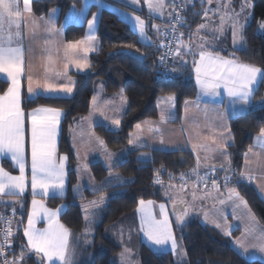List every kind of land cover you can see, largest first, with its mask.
Here are the masks:
<instances>
[{
  "label": "trees",
  "instance_id": "16d2710c",
  "mask_svg": "<svg viewBox=\"0 0 264 264\" xmlns=\"http://www.w3.org/2000/svg\"><path fill=\"white\" fill-rule=\"evenodd\" d=\"M251 1L253 16L245 29L246 47L237 50L236 55L244 63L264 68V35L257 32L258 23L264 22V0ZM32 4L37 17L46 16L50 11L59 9V20L62 21L73 5L80 7L81 0H32ZM205 7L203 0L184 5L185 24L181 29L184 41L188 39L186 29H191L193 33L202 22ZM85 32L86 25L69 24L65 27V39L67 42H75L83 39ZM97 36L101 48L99 52L90 56V71L82 74L72 73L75 80L72 96H37L25 98L24 102L28 110L46 106L64 111L59 152L68 156L71 164L75 163V157L70 144V130L76 121L90 113L91 101L98 81L104 82L106 95L123 91L128 103L119 130L112 131L104 125L94 127V132L112 151H119L129 145L130 135L138 123L159 118L157 101L161 97L175 96L177 120L174 123L179 124L185 101L195 99L198 94L192 70V55L183 56L186 62L184 64H181L180 58L174 56L167 64L168 69L175 68L174 72L165 71V65L161 66L159 63V58L163 56L161 48L163 37L153 45L146 44L128 22L108 10H103L101 13ZM222 47L228 55L231 51L229 39L225 40ZM184 51L186 52L187 49ZM9 86L10 83L0 76V94ZM262 100H264V83H261L254 95L255 102ZM229 127L234 138V143L228 148L230 167L234 174L229 185L247 201L256 218L264 226V199L254 186L246 182L237 183L240 180L238 175L242 172L245 163V154L253 146L260 129L264 128V107H255L246 114L231 119ZM141 155H146V160H141ZM3 165L8 170L15 171L10 163L4 161ZM195 167L196 158L190 150L161 151L139 148L131 151L127 159L113 169L123 178L130 179L128 184L111 187L98 194L87 191L82 198L75 197L73 188L77 184V177L74 171L69 172L67 195L49 198L47 203L51 209L61 205L66 206L60 220L73 237L74 264H116L113 257L121 252L122 246L106 236L107 229L124 216L132 214L138 208L141 199L163 201L161 185L177 182L191 173ZM90 170L97 182H103L110 174L101 162L91 164ZM219 177L223 178L221 175ZM220 178L217 179V184L221 181ZM157 179L162 183H157ZM102 193L108 196L107 204L94 214L91 234L86 235L89 226L77 202L86 201ZM28 203L26 201L24 206L18 207L14 217L11 212L12 206L1 205L0 214L11 219L13 228L19 224L21 226L26 221ZM20 221L23 223H19ZM3 224L4 222L0 221V229ZM178 230L175 228L176 233L179 232ZM180 233L189 264H264L263 261H250L241 256L227 239L215 229L202 225L198 219L185 225ZM239 233V231L235 232L233 237H238ZM18 236L19 238L12 242L17 256L20 254L19 244L25 243L22 234L18 233ZM8 255L12 257V252L9 251ZM37 260L38 257L33 256L27 258L26 262L37 264ZM138 262L139 264H173L174 256L170 252L157 254L142 243Z\"/></svg>",
  "mask_w": 264,
  "mask_h": 264
},
{
  "label": "snow or ice",
  "instance_id": "6c2138e0",
  "mask_svg": "<svg viewBox=\"0 0 264 264\" xmlns=\"http://www.w3.org/2000/svg\"><path fill=\"white\" fill-rule=\"evenodd\" d=\"M174 3V0H172ZM99 3V0H97ZM211 3V0H209ZM131 4L134 6L140 5V0H131ZM166 0H147V8L149 13H159L161 16L165 14V8L168 7ZM88 3L85 0L83 8L77 10L73 6L69 15L76 14L80 17H84L88 11ZM245 11V5H240V12H236L231 6V0H229L228 11L224 16L220 17V25L213 29V35L222 34L223 26L225 23H229L232 28L233 43L235 44L237 36H243L244 25L240 23V17ZM27 13L29 17L32 13L31 0H0V32L3 31L5 24L9 29L14 25L17 29L16 35L19 36V29L22 23L24 14ZM173 13H169L172 15ZM207 16L208 13L204 12ZM174 18L179 20V14H175ZM151 19V16H150ZM98 20L97 16H92L87 21L89 33L83 39L75 42L67 43L65 47V58L69 63L75 65L77 70H86L91 68V64L88 61V53L96 51L95 24ZM134 20L138 26L139 33L142 37L147 38L148 29H154L157 34L161 29L158 25L150 24L142 19L140 16H135ZM47 28L50 33L59 34V29L56 26V11L53 10L52 16L48 19ZM206 24L198 26L196 34H189L188 41L185 43L183 33H176L173 29V33L176 34L178 47L173 48L172 45H164L168 48V53L165 56L159 58V63L164 66L167 60L168 54L174 52L175 57L180 58L181 64L186 63L183 60V56L190 54L193 56V66L196 75V82L200 88V94L197 97V101L193 106L199 108L203 97H211L212 107H209L208 103L203 106V111H212L219 118L224 130L228 133L227 139H224L223 133L220 134L222 143L218 144V149L221 150V156H227V152L223 151L231 145V141L234 139L231 136L230 127L224 123V117L229 113L236 114L239 111L246 110V106H249L253 100L254 95L258 91L261 83H264V68L257 67L255 65L247 64L238 61L232 53H229L227 57L221 54L220 51H216L211 47L206 46V40L204 37L199 36L200 31L207 30ZM260 27L264 29V22H261ZM165 34H168L167 32ZM193 35H196L200 40L199 45L193 43ZM198 47L199 51H193ZM184 49H187L185 52ZM79 50L82 55H79L76 59L71 57L77 55ZM199 56V60L196 61L195 57ZM68 64H65V68ZM167 72H174L175 68L168 69ZM25 54L24 49L20 46H11V36L8 37L7 46L0 37V74L6 76L7 81L10 82V86L0 94V156L5 154L11 155V160L15 166L18 167L19 175H12L0 166V202L7 203L3 198L5 196H20L30 186L33 197L40 190V194L47 196L50 191L58 192L63 196L65 192V162L68 160L67 156L57 157L56 137L59 131L61 123V117L63 111L57 108L49 107H37L31 109L29 112H25L22 99V78L27 80V93L29 97L37 95V89H43L45 92H63L70 94L73 91L75 82L68 78V83L57 85L55 83L45 82L41 83L39 79L35 80L31 74L25 75ZM57 75H63L67 77V73H57ZM221 89L224 90V94L228 100V109L221 111L223 108V101H217L216 98L222 96ZM93 104L95 105L94 111H100L103 115V111L96 105L97 98L94 96ZM122 101L124 97H121ZM175 96H168L165 98V103H168L170 107L175 106ZM193 102L185 101V112L188 111V106ZM260 106L264 107V101L260 103ZM105 120L109 117L104 116ZM175 119V113L170 112L167 116L164 112H161L160 121L166 123L169 120ZM26 123H30V155H31V174L30 180L26 175ZM111 125L118 127L121 123L119 118H113L110 121ZM141 124L136 125V129L140 130ZM147 130L154 132L160 137L161 145L164 144L163 134L159 128L153 127L148 123ZM142 133L137 132L134 137H130L129 143L140 140ZM93 139L97 144L104 148V156L107 161L106 167L111 169L113 167L112 157L116 154L108 152L105 147V142L100 137H96L93 134ZM257 141L260 146L264 148V128L260 129L257 136ZM215 142V141H214ZM139 147L150 146L144 143L138 145ZM195 145L193 148L195 149ZM161 151L169 150L167 147L160 149ZM252 152L250 147L248 153ZM248 153L245 154V160L247 163ZM77 158L79 153L77 152ZM230 159V158H229ZM200 159L197 156V167H199ZM226 167V165H221ZM215 166L211 168V171H215ZM78 171H89L88 165H78ZM195 171V170H194ZM90 174V173H89ZM158 175V174H157ZM252 177L241 174L240 182L251 181ZM157 183H162L159 179ZM107 183V182H106ZM231 183V178L227 175L224 177V186L227 187ZM214 188L219 190L220 185L215 180L212 181ZM171 187V185L169 186ZM94 192L99 189L93 188ZM79 191V186L77 187ZM229 200L235 208L244 207L247 209V201L240 196L239 192L232 188L228 192ZM171 198V197H170ZM105 202V198L101 197L98 200L90 201L87 205H84L85 221L91 223L90 217L94 213H90V208H98ZM13 203H18L14 201ZM183 203V202H182ZM223 205L226 202L221 200ZM22 207V205H21ZM63 207V206H62ZM154 202L149 200L145 201L141 199L139 201L138 212L140 213V229L143 237L152 245L159 246L160 248L170 247L171 251L177 253V255H185L183 245L178 240L175 231L173 229V221L169 219L168 213L165 211V205L161 204L160 212L163 215V219H157L153 211ZM62 209L49 210L42 201L32 200V211L27 217V226L23 228V236L26 237V242L19 244L20 254H15V249L12 247V241L19 238L20 232L19 226H17L16 233L12 230V221L7 217L0 214V221H3L6 225L3 231V238L0 239V264H26L27 258L33 256L38 257L37 264H72L70 259V245L69 237L71 232L63 224L59 222L57 217ZM173 211L176 212L175 206ZM41 213L47 216L48 226L44 229H38L35 227L36 221L39 219ZM188 215V205L184 203V209L178 212L175 216V224L180 227L185 222V217ZM247 215L252 223H255V216L248 209ZM12 216H15V208H13ZM19 223H23L20 221ZM215 227L222 231V233L228 237L232 236L231 225L227 222V217L223 211L220 213V220L214 222ZM87 235V232H86ZM123 229L120 232L121 242L123 243ZM131 239V230H129V240ZM233 243L237 246L241 252V256H245L248 252L249 245L252 248L258 249L264 253V230H261L258 234L251 227H245L244 233L236 238ZM12 252V258L9 259L8 252ZM131 249L124 247V250L120 254V264H131L129 254Z\"/></svg>",
  "mask_w": 264,
  "mask_h": 264
},
{
  "label": "crops",
  "instance_id": "0c3cea01",
  "mask_svg": "<svg viewBox=\"0 0 264 264\" xmlns=\"http://www.w3.org/2000/svg\"><path fill=\"white\" fill-rule=\"evenodd\" d=\"M203 2L206 4L205 0H203ZM21 7H22V0H21ZM31 8H32L31 16L29 17V15L27 13H25L23 18H22V23H21V26L19 29V36L16 35L17 29L14 25L11 27V29H9L8 25L5 24L3 31L0 32V37H2L3 42L5 43L6 46L8 44V37L11 36V46L12 47L20 46L24 49L25 65H26L25 75L27 76L28 74H31L34 78V82H35V80L39 79L41 83L50 82V83H55L57 85H60V84L68 83V78H70L72 81L75 82V80L72 76V73L82 74V73L89 72L90 69L77 70L75 65L72 63H69L65 58V47H66L67 43H69L65 39V27L67 25L64 27V25L60 21H57L56 26H57V29H59V34L57 35L55 33H50L48 31L46 22H47L49 15H51V13H53V10L50 11L48 13V15H46V16L37 17L34 13V10H33L32 0H31ZM54 10L56 11V15L59 17L60 15H58V10H56V9H54ZM205 12H206V7H205ZM205 19H207V16L204 15L201 23H203L205 21ZM241 24L244 25L243 36L242 37L237 36L235 44L233 43L232 29L228 30L229 31L228 32L229 33L228 39H229V43L231 46L230 53H232L234 55V57L240 62H242V61L236 55V51L244 49L246 47L245 29L250 24V22H246V23L243 22ZM192 34H195V30ZM209 34L207 33V34L203 35L206 42H207L206 46L211 47L212 49H214L216 51H220L222 55L227 57L229 54L228 55L225 54V51L222 49L223 48L222 46H219V47L213 46V38L210 37ZM259 34L264 35L263 33H259ZM99 43H100L99 40H96V51L88 53L89 63H90V56L100 51L101 47H100ZM185 43H187V41ZM193 43L198 45V40L194 42V35H193ZM193 51L198 52L199 48L196 47L193 49ZM79 55H82V53L79 50H77V55L71 57V59H76V58H78ZM195 59H196V61H198L199 56L197 55L195 57ZM66 63L68 64L67 68H65ZM192 70H193L194 80H195V84H196L197 91H198V94H197V97H198V95L200 94V88L196 82V75H195L193 63H192ZM64 72L67 73V77H65L63 75H57V73H64ZM0 76L3 79L7 80L6 76H4L3 74H0ZM74 90H75V85H74L72 93H70V94H65L63 92H51V93H49V92H45L43 89H37L38 94L29 97V94L27 93V80H26V78H22L23 107H24L26 113L30 111V110L25 108V105H24L25 98H34L37 96L70 97L73 95ZM221 92H222V96L218 97L216 99H217V101H220V100L223 101V108L221 109V111H223L225 109H228L229 106H228L227 97L224 94V90L221 89ZM119 95H120V92H118L114 95H110V96L106 95L104 92V87L101 86V87H97L93 97L95 96L97 98V100H96L97 105L101 104L103 106H106L107 103H109L110 100H112V99H116L117 101L121 102V106H124V107L121 111L122 112L121 115H119V117H117V118H119L120 121L122 122V119H123V117L127 111V108H128V103H127V100H126L124 94H123L124 96H122V95L119 96ZM114 97H116V98H114ZM121 97H124L123 101H122ZM197 97L190 101L193 103L188 106L187 113L184 110L185 109V104H184L183 113H182V116L180 118L179 124L174 123L177 120L176 99H175V106L174 107H170L168 103L164 102L166 97H161L160 99H158L157 106L159 109V118L157 120H145V121L138 123V124H141V126H142V128L140 130L137 129V132L139 131L142 133L140 140H138V144H141V143H144L146 145L158 144L159 147L151 148V149H159V150L164 147V144H169L166 146L169 150H166V151L190 150L196 158V167L194 169L196 172L193 170V172L195 174L202 175L203 171H209V173H208L209 175L207 174L208 176H206V180H208L210 176H216V177L220 178L219 176L221 175V177H223V178H220L221 181L219 183L222 182V188H220L219 190H217L216 188L213 187V185H211L207 191L197 193L201 197V203L199 204L200 210L199 211L197 209L194 210V214L191 217V219H193V220L198 219L202 225L215 229L222 237L229 240V244L231 245V240H235L236 238H238L240 236H238L236 238L233 237V235L231 237H228V236L224 235L221 230H219L215 227L214 222L220 220L221 211H223L224 215L227 217V222L229 224L231 223V221L235 222L236 219H237L238 224H241V222H245L247 224H250V222L248 220H245L244 218L240 217V215H242V214H241V212H239L238 208H235V212L233 211L234 205L229 200L228 192H229V189H232L234 187H231L229 184H228L229 186H227V187L224 186V177L226 175L232 179L234 177L233 171H231V167H230L231 160L229 159L230 158V153L228 150L229 147H227L226 149L223 150V151L227 152V154H228L227 156H221L220 155L221 150L218 149V144L222 143L220 134L223 133L224 139H227L228 133L224 130L223 126L221 125L219 118L216 116V114L214 112H212V111L205 112L202 110L205 103H208L210 108L212 107V104H211L212 98L211 97H203L202 102H201V106L199 108H197V107L193 106L194 103L197 101ZM102 103H106V104H102ZM260 103L261 102H255L253 100V102L249 106H246V110L239 111L236 114L229 113L227 116L224 117V123H226L229 126L231 119H234V118H237L241 115H244L255 107H259V108L262 107V106H260ZM41 107H46V106H41ZM93 107H94V104H93V99H92L90 113L86 117L76 121L72 132L73 131L75 132V129H77L78 127H80V125L83 124L84 119L89 117V115H91L93 113L92 112ZM49 108H52V107H49ZM162 111L164 112V114L166 116L170 112L175 113V119L169 120L166 123H161L160 116H161ZM110 112H112V113L115 112V108L113 110H111ZM64 117H65V113L63 111V116L61 117V123L59 126V131H58V134L56 137V147H57L56 155H57V157L66 156V155L61 154L59 152V144H60V141L62 138V124L64 121ZM149 122L152 124L153 127L159 128L161 130V132L163 134V140H164L163 145H161L160 137L156 133L149 132L147 130ZM97 125H104L106 128H108L112 131H117L121 127V123L118 127H116V126L110 127L108 124L105 125L104 123H98L95 125L91 124V126L89 128H91L94 135H95L94 127ZM25 127H26V132H25V137H26V175H28L29 180H30V174H31L30 123H26ZM135 130H136V126H135L134 131L131 133V135L135 132ZM74 132H73V138H74V140H76V137H75L76 135ZM131 135H130V137H131ZM231 136H232V134H231ZM89 138H90L91 142H93L94 144H97L93 138H91V137H89ZM149 138H154L155 143L151 142ZM233 143H234V139L231 141V145ZM193 145L196 146L195 149L193 148ZM97 146L102 148L99 144H97ZM105 147H106V145H105ZM140 148H150V147L145 146V147H140ZM251 148H252V152L251 153L247 152L248 153L247 163L245 160L242 172L238 175V177L240 179L241 174H244L245 178L247 176H251L252 180L248 181L247 183L254 186L255 189H257L258 192H260L262 194L261 196L264 198V148H262L260 146V143L257 141V137L255 138L254 144ZM102 149H103V153H104V148H102ZM107 151L109 152V150H107ZM121 151H123V150H121ZM121 151L112 152L116 155H114L112 157V162L114 165L111 168L112 171L110 169H108L110 171V173L115 172L113 169H115L116 166H118L120 163H123L127 159L128 154H127V156L126 155L122 156L120 154ZM73 156H74V154H73ZM197 156H199V159H200L199 167H197ZM98 158H100V157H98ZM4 161L10 163L15 171H11V170H8L7 168H5L3 165ZM96 162H98V161H96ZM103 162L101 161V163L106 166L107 161L105 162L103 160ZM221 165H226V167L222 168ZM0 166H2L6 171L10 172L12 175H19L18 167H16L14 162L11 160L10 154H5L3 156H0ZM75 166H76V164L75 165L71 164V162L69 161V158L65 162L66 177H65V192H64L63 196H61L58 192L54 193L52 191H50L47 196H44V195L40 194V190H37L38 194L35 197H33L32 192H31V188L29 186L26 189V191L20 196H12V197L5 196L3 198V200L7 201V203L0 202V206L1 205H8V206L14 207V205H16V207H21V205L24 206L26 201H28L29 202L28 203L29 209L27 211V217H28V215L32 211V200L36 199L37 201H42L44 203V205L49 210L62 209L59 216L57 217V219L61 223L60 219H61L62 214L65 212L66 206L61 205L57 208L51 209L48 207L47 200L49 198H52V197H65L67 195L68 188H69V177H68L69 172L74 171L76 174V177L78 179L79 171ZM213 166H215V169H216L215 171H211V168ZM90 174H91V170H90ZM91 176H92V174H91ZM92 178H93V176H92ZM128 183H129V181L127 183H124V185L128 184ZM117 186H122V185L110 186L108 188L117 187ZM108 188H106V189H108ZM74 189L77 191V187L75 186L73 188V193H74ZM106 189H103L102 191H104ZM81 191H82L81 188H79L78 194H80ZM91 193H93V192H91ZM98 193H100V192H98ZM98 193H95V194H98ZM75 197L81 198V195H76ZM221 200H224L226 203L222 205L220 203ZM14 201H16L18 203H13ZM84 202H87V201H84ZM27 217H26V221L21 225L22 236H23V228L27 226ZM252 224H253V229L255 230V233H259L261 230H264V226L258 225V224L254 225V223H252ZM47 226H48L47 216H45L43 213H41L39 219L36 221L35 227L38 229H44V228H47ZM238 228L241 229V231H242L241 234H243L245 227L242 226V227H238ZM24 239L26 242L27 238L24 237ZM72 240H73V237H72V235H70V237H69V245H70L69 252L70 253L72 250ZM233 246H234L233 248L240 254L241 250L237 246H235L234 243H233ZM248 252L247 253L249 254V256L253 255V252L264 254V253L260 252L258 249L252 248L250 245L248 248ZM262 260L264 262V259H262ZM57 264H59V262H57Z\"/></svg>",
  "mask_w": 264,
  "mask_h": 264
},
{
  "label": "rangeland",
  "instance_id": "374dc122",
  "mask_svg": "<svg viewBox=\"0 0 264 264\" xmlns=\"http://www.w3.org/2000/svg\"><path fill=\"white\" fill-rule=\"evenodd\" d=\"M205 1H206V12L208 13V15H207V19H205V21L203 23H200V25L206 24L208 27H207L206 31L202 30L198 33V35L199 36L202 35V37H204L203 36L204 34H207V33L209 34L211 32L209 35H210V37L213 38V46H215V47L222 46L224 44L225 40L228 39V37H229V33H228L229 31L228 30L232 29L231 25L229 23H225L223 26V33L217 34L215 36L213 35V29H215L217 26L220 25V17L224 16L225 13L228 11L229 0H211V3H209V0H205ZM166 2L168 3L169 6L165 8V10H164L165 14L163 16H161L159 13H149V10L147 8V0H140L139 6L132 5L131 0H99V3H97V0H87L89 7H88L87 14L84 17H80L76 14L69 15L70 11L73 9V6L77 10V12L79 11V9L84 7L85 0H81L80 7L73 5L69 9V11L65 14L62 21H60L59 17L56 15V22L60 21L64 25V27L66 25H69V24L86 25V32H85V36H86L89 33L87 21L90 20L92 18V16H97L98 20L95 24V29H96L95 35L97 37V40H99L98 36H97L98 23H99L102 11L108 10V11L116 13L121 19L128 22L131 25V27L133 28V30L139 34L140 39L144 43L153 45V44L157 43L156 41H160V39L162 38V35H163L164 25L166 23H168L169 20L175 14L174 13L175 12V5L172 2V0H166ZM241 4L245 5V11L240 17V21H241L240 23L251 22L252 16H253V14H252L253 2L251 0H239V1L231 0V6L235 9L236 12H240V5ZM56 10H58V15H60L59 9H56ZM170 12L173 14L169 15ZM51 16H52V13H51V15H49L48 19ZM135 16H140L142 19H144L146 22H149L150 24L158 25L159 28L161 29L160 33L157 34L154 29H148L147 30L148 31L147 38L142 37L139 33L138 26L136 25V22L134 20ZM150 16H151V19H150ZM48 19H47V21H48ZM261 22L262 21H260L258 23L257 32L264 34V29H262L260 27ZM197 29L195 30V34L197 33ZM197 40H198V45H199L200 40L197 38L196 35H194V42ZM186 41H188V39L185 40V42ZM99 45H100V43H99ZM101 86L104 87V82L102 80L98 81V83L96 84V89H97V87H101ZM123 94H124L123 91H120V95L124 96ZM114 98H116V97H114ZM262 101H264V100H262ZM102 104H106V103H102ZM98 106L103 111V115H101L100 111H94V108H95V105H94L93 111H92L93 113L91 115H89V117L84 119L83 124L80 125V127H78L77 129H75V132L73 131L76 135L75 136L76 140H74L73 132H72L74 126L71 127V130H70V144L72 147V152H73L74 157L76 159L74 165L76 164L75 167L78 169V165L86 163L88 165V169H89V171H79L77 184L74 185L76 187L79 186V188H81L82 191L80 192V194H78L79 191H76L74 189V195L75 196L81 195V198L85 196L87 191L90 193L93 192L95 194V193L101 192L103 189H106L110 186L124 185V183H127L128 181H130V179L123 178L117 172H111L110 175H108L109 177H107V179H105L103 182L95 181L94 178H92L91 174H89L91 164L96 163V161H98V162L102 161L103 162V160L106 162V159H105V156L103 153V149L98 147L97 144H94L93 142H91V140L89 138V137L93 138V131L89 127L91 126V124L95 125L98 123H104L105 125L108 124L110 127H112L113 125H111V123H110L111 119L119 117V115H121V113H122L121 111L124 107V106H121V102L117 101L116 99L110 100V102L107 103L106 106H103L101 104ZM114 108H115V112H113V113L110 112ZM104 116L109 117V119L105 120ZM136 133H137V129L131 135V137H134L136 135ZM95 136L97 137L96 133H95ZM149 139L151 142L155 143L154 138H149ZM138 145H139L138 141H134V143L129 144L124 149H121L123 151L119 150V151H121L120 154L122 156L123 155L127 156V154H129L131 151H134V150L140 148ZM167 145H169V144H164V147H166ZM147 147L157 148V147H159V145L158 144H155V145L150 144V146H147ZM106 148H107V146H106ZM107 150H109V152H111V153L112 152H119V151H112L109 148H107ZM77 152L79 153V158H77V155H76ZM98 157H100V158H98ZM146 158H147L146 155H141V160H146ZM110 170L112 171V169H110ZM202 173H203L202 175H197L192 171L188 175H185L182 178H180L177 182H168L166 184H162L161 188L163 190V201H161V202L153 201L154 202L153 211H154L157 219H163V215L160 212L159 206L161 204L165 205V211L168 213L169 219L171 221H173L174 231H175V228L179 229L178 230L179 232L178 233L175 232V234H176L178 240L180 241V243L183 245V249H184L185 253H186V250H185L184 244L182 242L180 230H182L185 225H187L189 222H191L193 220V219H191V217L194 214V210H196V209L198 211L200 210L199 204L201 203V197L197 193L207 191L209 189V187L212 185V181L215 180L217 182V179H218L216 176H211L209 178V180H206V176L209 175L208 174L209 171H203ZM170 185H171V187H169ZM218 185H222V184L219 183ZM93 188H96L99 190L94 192L92 190ZM220 188H222V187H219V189ZM258 193L260 196L262 195L260 192H258ZM101 197L105 198V202L102 205H100L98 208H90L89 209L90 213L95 214L96 212L101 210L103 207H105L107 204L108 196L105 193H102L101 195H96L91 199H87L86 200L87 202H84L82 200L77 202L81 208V211H82V214L84 215V217H85V213H84L83 206L87 205L90 201L98 200ZM78 198H80V197H78ZM184 203H186L188 205V215L185 217L184 224L180 227H177L175 222H174L175 216L178 212H181L183 210L178 209L176 212H174L173 207L177 206L179 204H184ZM247 206H248L247 209H245L244 207H240L238 209H239V212H241V214H242V215H240V217L244 218L245 220H248L250 222V224H247L245 222H241V224H238L237 219L235 220V222L231 221L230 225H231L232 235L238 231L240 232L239 236L242 235L241 234L242 231L238 227H242V226L246 227L247 226V227L253 228V224L249 220L248 215H247V211H248V209H250V207L248 204H247ZM13 208H15V212H17L18 207H16V205H14ZM12 211H13V209H12ZM251 213L254 215L252 210H251ZM90 219L92 222L87 223L89 226V228L87 227L88 229L86 231L88 235L91 234L92 223H93L94 217L91 216ZM140 223H141L140 213L138 212V208H137L132 214L124 216L118 222L111 225L106 231V236L108 238L112 239L113 241H115L116 243H118L122 246L121 252L124 250V247L131 249V253L129 254V259L131 261V264H139L138 255H139L140 247H141L142 243L149 246L157 254H165L168 252L172 253L174 256V263L173 264H189L188 259H187V254L177 255V253H174L171 251L170 247H165L162 249L159 246H155V245L150 244L143 237L142 232L139 231ZM255 224L262 225L259 222V220L256 218V216H255L254 225ZM19 225H17V226H19ZM4 226H2L0 229V239L3 238V231L2 230L5 228ZM17 226H14V228L12 226V230L14 233H16ZM19 228H20L19 233H21V226H19ZM122 229L124 232L123 243L121 242V237H120V232ZM129 230H131V239L130 240H129ZM233 241L234 240H231L232 247H234ZM228 242H229V240H228ZM73 251H74V249L71 250V253H70V259L72 261V264H74V260H73L74 253H73ZM121 252L118 255L113 257V261L116 264H120ZM248 253L244 257L250 261L251 260L263 261L262 259H264V254L253 252V255L249 256ZM11 258L12 257H9V259H11ZM26 264H28V263L26 262Z\"/></svg>",
  "mask_w": 264,
  "mask_h": 264
},
{
  "label": "built area",
  "instance_id": "2783aa9c",
  "mask_svg": "<svg viewBox=\"0 0 264 264\" xmlns=\"http://www.w3.org/2000/svg\"><path fill=\"white\" fill-rule=\"evenodd\" d=\"M193 1H200V0H174V5H175V14H179V20L174 18V16L169 20L168 23L165 24V29L163 31V40L161 43V48L163 51V56L166 55V53H168V48L164 47V45H172L173 48H175L178 44H177V37L176 34L173 33V29H175L176 33H183V31L181 30L185 24V19H184V5L186 4H191ZM168 34H165V33ZM186 34L187 36H189V34L192 33L191 29H186ZM174 52L171 54H168L167 56V60L165 63V67L167 68V64L170 60H172L174 58ZM11 220V219H10ZM5 224H3L4 226ZM6 226V225H5ZM4 226V227H5Z\"/></svg>",
  "mask_w": 264,
  "mask_h": 264
},
{
  "label": "water",
  "instance_id": "95a60500",
  "mask_svg": "<svg viewBox=\"0 0 264 264\" xmlns=\"http://www.w3.org/2000/svg\"><path fill=\"white\" fill-rule=\"evenodd\" d=\"M175 208H176V211H177L178 209L183 210V209H184V205H183V204H179V205L175 206Z\"/></svg>",
  "mask_w": 264,
  "mask_h": 264
}]
</instances>
